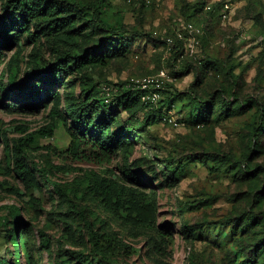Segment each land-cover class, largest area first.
I'll use <instances>...</instances> for the list:
<instances>
[{
  "label": "rangeland",
  "instance_id": "1",
  "mask_svg": "<svg viewBox=\"0 0 264 264\" xmlns=\"http://www.w3.org/2000/svg\"><path fill=\"white\" fill-rule=\"evenodd\" d=\"M64 1L79 54L102 51L109 38L120 47L104 66L65 71L69 52L46 20L10 19L18 43L0 47V264H264V0ZM161 70L163 108L179 128L156 107L118 99L130 79ZM40 71L58 82L34 110L14 100L13 85L43 86ZM75 113L90 120L88 152L99 140L112 146L110 161L66 153ZM126 132L129 143L111 141ZM93 173L151 195L154 220L129 223L75 183ZM89 224L104 235V256Z\"/></svg>",
  "mask_w": 264,
  "mask_h": 264
},
{
  "label": "trees",
  "instance_id": "2",
  "mask_svg": "<svg viewBox=\"0 0 264 264\" xmlns=\"http://www.w3.org/2000/svg\"><path fill=\"white\" fill-rule=\"evenodd\" d=\"M95 12L94 6H89V10ZM6 19L0 20V47H14L18 40L13 36L15 31V23L10 19L22 17L24 21L30 22L37 17L48 22V29L53 35L56 44L59 47L64 48L69 52L67 56H64L65 60L62 59V68L65 71L76 70L81 71L85 68H92L96 66H104L107 64L108 52L119 49L120 44L113 41L111 38L108 39V44L104 45L103 50L99 51L97 48H93L92 52L79 54L81 49L80 45V29L75 27V17L67 10V4L64 0H8L5 5ZM179 46V45H178ZM173 49H178L177 45H174ZM78 53V54H77ZM35 78L42 83L43 86L30 82L25 89L24 87H18L13 85V91L16 93L14 100L22 106H31L32 109L38 110L48 103L53 93L49 88L55 85L58 80L47 71H40ZM125 90H120L121 94L120 105L124 108L130 103H140L144 106L147 105L141 101V94L139 91L127 88L125 84ZM103 91V90H102ZM104 93V92H103ZM160 101L158 110L163 113V103L165 101V95ZM127 98V99H126ZM131 99V100H130ZM76 119L78 120L77 132H70L71 144L67 149L66 153L74 159H93L100 162H108L112 158L113 148L112 146L95 141V152H88L87 148L90 146V142L87 140V131L90 120L83 118V115L78 116L75 113ZM102 120L105 122L109 121L108 118L103 117ZM102 124H93L90 130L99 131L102 129ZM52 132L46 129V133ZM264 133V128H262ZM131 132H126L125 136H115L111 141L117 144H127ZM93 136H91L92 138ZM18 173L28 188L34 187V178L32 173L25 167H20ZM127 178L133 183H143V181L131 172H128ZM81 187H88L91 193L96 195L101 202L110 211L114 212L118 216H122L124 220L132 223L136 226L144 224L148 221H153L155 218V202L151 195L134 191L124 186H121L117 181L100 177L96 174H88L81 179L75 181ZM59 195H63L61 188H57ZM245 220L240 218L239 221ZM89 229L92 236V244L94 250L98 255L104 256L106 253V246L104 235H100L94 230L89 224ZM107 244V242H106Z\"/></svg>",
  "mask_w": 264,
  "mask_h": 264
},
{
  "label": "built area",
  "instance_id": "3",
  "mask_svg": "<svg viewBox=\"0 0 264 264\" xmlns=\"http://www.w3.org/2000/svg\"><path fill=\"white\" fill-rule=\"evenodd\" d=\"M226 9L229 10L228 6H226ZM191 30L192 32L194 31L192 27ZM167 44L170 46L174 45L173 40L171 38L167 39ZM167 79V73L164 70H161L158 74L153 76L132 78L127 82L126 86L132 90L139 91L141 94V101L143 103L158 107L160 101L164 97L162 91ZM102 89L107 96L112 94L113 88L111 86L105 85ZM163 113H165L163 116L164 122L170 123L175 128L182 126L181 122L174 117L172 112L166 113V110H164Z\"/></svg>",
  "mask_w": 264,
  "mask_h": 264
}]
</instances>
